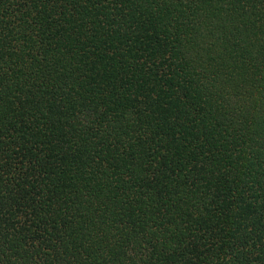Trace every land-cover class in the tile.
I'll return each instance as SVG.
<instances>
[{
  "label": "trees",
  "instance_id": "obj_1",
  "mask_svg": "<svg viewBox=\"0 0 264 264\" xmlns=\"http://www.w3.org/2000/svg\"><path fill=\"white\" fill-rule=\"evenodd\" d=\"M0 264H264V0H0Z\"/></svg>",
  "mask_w": 264,
  "mask_h": 264
}]
</instances>
